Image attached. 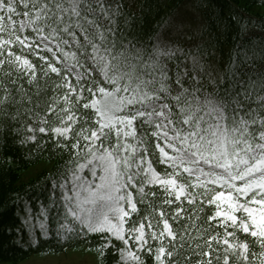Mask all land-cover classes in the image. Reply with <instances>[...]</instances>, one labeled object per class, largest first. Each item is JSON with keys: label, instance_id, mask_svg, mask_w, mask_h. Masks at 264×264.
<instances>
[{"label": "snow or ice", "instance_id": "snow-or-ice-1", "mask_svg": "<svg viewBox=\"0 0 264 264\" xmlns=\"http://www.w3.org/2000/svg\"><path fill=\"white\" fill-rule=\"evenodd\" d=\"M123 7L0 0V140L39 156L51 134L68 153L47 204L34 215L25 202L30 246L51 218L65 242L98 236L114 264H264V19L231 16L221 69L178 39V17L118 33Z\"/></svg>", "mask_w": 264, "mask_h": 264}, {"label": "trees", "instance_id": "trees-1", "mask_svg": "<svg viewBox=\"0 0 264 264\" xmlns=\"http://www.w3.org/2000/svg\"><path fill=\"white\" fill-rule=\"evenodd\" d=\"M248 1L254 6L264 4L261 0ZM118 2L125 7L121 9L124 14L116 18L117 30L118 33L124 32L128 35L141 29H153L161 18L173 17L177 10L179 11L192 3L195 13L200 18L201 29L194 33L191 39L194 45L200 44L207 52H214L213 62L219 60L221 69L227 63L228 53L235 43L236 22L231 20V16L239 14L240 16L254 17L246 13L243 6H238L236 0H118ZM126 17L131 18V31L129 30V25L125 23ZM225 23L228 24L227 28H225ZM251 31H255V29H251ZM253 43H258V40L253 41ZM16 51L19 52L18 46ZM33 59L35 58L33 57ZM2 76L3 73H0V77ZM24 87L29 89L30 94L35 91L26 82ZM47 95L51 97L56 95V93L49 89ZM253 99L255 98L253 97ZM25 107H28L27 102H25ZM12 111H15V107H12ZM21 113L23 120L32 123L27 115L23 114V109ZM49 119H52V117H49ZM15 126L19 127V123ZM42 136L40 134V138L44 139ZM18 138V136L10 132L7 136L6 144L3 140H0V226L2 229L0 233V262H14L26 257L30 252H36L42 248L71 246L73 243L85 239H73L65 242L61 236L56 234L58 225L50 218L48 221L49 234L47 237L38 239L37 247H31L30 245L26 247L14 243L17 237L25 233L24 221L21 214H19L22 203L28 202L33 214L38 213L40 211V202L42 201L45 204L48 202L46 188H50L51 185L50 181L46 180L47 175L54 172L57 166L68 158L67 152L63 149L55 150L51 142L48 143L42 154L38 156L34 151V145L25 147L15 143ZM43 160L53 163L52 170L42 173L31 183L21 184L19 171ZM11 163H14L18 168L14 169ZM141 208H143V205H141ZM51 215H54V213ZM251 239L253 238L249 237V240ZM259 250L258 245L254 246L250 243V251L259 252ZM249 259L253 261V264H258L256 257L250 255Z\"/></svg>", "mask_w": 264, "mask_h": 264}, {"label": "rangeland", "instance_id": "rangeland-1", "mask_svg": "<svg viewBox=\"0 0 264 264\" xmlns=\"http://www.w3.org/2000/svg\"><path fill=\"white\" fill-rule=\"evenodd\" d=\"M238 6H243V9L246 13L251 16L259 17L264 19V4L254 6L248 0H236ZM192 3L185 6L181 10H177L173 17H178L182 19L184 23L183 32L186 35L178 37L182 42L188 46L194 45L192 38L194 33H197L201 29V24L199 23V16L195 13ZM43 135V134H42ZM49 136H42L44 139L50 141ZM14 169L18 168L14 163H11ZM53 168V163L50 161H40L39 163L19 171V178L21 184H28L35 181L42 173L49 172ZM19 214L22 216L24 221L27 217V212L25 211V203L21 205L19 209ZM43 219V218H41ZM33 224H36L35 219L32 221ZM1 225V221H0ZM25 233L17 237L14 240V243L29 246L32 241V236L29 235L27 230V225L23 223ZM0 226V233H1ZM34 236L36 240L40 237H47L42 235L38 224L34 229ZM99 237L95 235H89L84 240H79L76 243H73L71 246L66 247H47L42 248L36 252H30L26 257L17 260V261H1L0 264H114V261L118 259V253H114L113 249H109L106 253V259L101 261L96 250V243L99 241ZM115 242V241H114ZM118 243V242H116ZM8 247V246H7ZM6 248V247H5ZM147 258V257H146Z\"/></svg>", "mask_w": 264, "mask_h": 264}]
</instances>
